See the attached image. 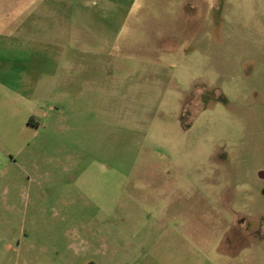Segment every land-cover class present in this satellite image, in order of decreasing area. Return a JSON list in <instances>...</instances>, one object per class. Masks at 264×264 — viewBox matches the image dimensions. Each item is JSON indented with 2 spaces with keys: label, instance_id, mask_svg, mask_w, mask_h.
Listing matches in <instances>:
<instances>
[{
  "label": "rangeland",
  "instance_id": "374dc122",
  "mask_svg": "<svg viewBox=\"0 0 264 264\" xmlns=\"http://www.w3.org/2000/svg\"><path fill=\"white\" fill-rule=\"evenodd\" d=\"M203 1L0 0V264H264V0Z\"/></svg>",
  "mask_w": 264,
  "mask_h": 264
},
{
  "label": "crops",
  "instance_id": "0c3cea01",
  "mask_svg": "<svg viewBox=\"0 0 264 264\" xmlns=\"http://www.w3.org/2000/svg\"><path fill=\"white\" fill-rule=\"evenodd\" d=\"M186 1H188L189 3L190 2H194V3H203V2H205V1H203V0H186ZM210 10H212V7H210ZM27 160L25 159L24 160V163L23 164H25V162H26ZM17 163V160L16 159H13V158H10L9 156H7V155H2V154H0V177H1V175H3V174H6V175H9V174H11V167L13 168L14 166H15V164ZM28 163H29V161H28ZM22 164V163H21ZM23 167L21 166V167H19L18 168V171H21V169H22ZM15 169V168H14ZM14 169H12V171L14 170ZM19 187V186H18ZM9 192V191H8ZM13 206H15V205H13ZM2 207H4V204H2L1 205V208ZM18 208H21V206H18ZM14 209V208H13ZM24 217V216H23ZM23 219V218H22ZM24 220V219H23Z\"/></svg>",
  "mask_w": 264,
  "mask_h": 264
}]
</instances>
